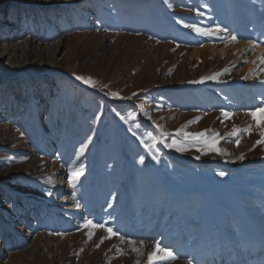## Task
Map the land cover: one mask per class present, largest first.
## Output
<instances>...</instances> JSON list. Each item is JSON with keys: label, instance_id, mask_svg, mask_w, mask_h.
Instances as JSON below:
<instances>
[{"label": "rangeland", "instance_id": "374dc122", "mask_svg": "<svg viewBox=\"0 0 264 264\" xmlns=\"http://www.w3.org/2000/svg\"><path fill=\"white\" fill-rule=\"evenodd\" d=\"M244 43L264 47V0H0V264H148L156 241L170 264H264V54Z\"/></svg>", "mask_w": 264, "mask_h": 264}, {"label": "snow or ice", "instance_id": "6c2138e0", "mask_svg": "<svg viewBox=\"0 0 264 264\" xmlns=\"http://www.w3.org/2000/svg\"><path fill=\"white\" fill-rule=\"evenodd\" d=\"M186 27L191 28L193 31H195L196 33H198L199 35H203V36H210V35H215L217 32L219 31H224V29H216L215 31L211 30V29H202L200 27H198L195 24H190V25H185ZM223 39V38H222ZM231 42H237V37L236 36H231L230 37ZM257 45L253 44L252 47H256ZM261 63H264V58H261ZM228 69H225L224 72H227ZM223 74V72H218V73H214L211 76L208 77H202L200 82H203L204 80H216L219 76H221ZM76 79L83 81L86 84H93L94 82L91 81L90 78H85V77H80L77 76ZM116 95V94H113ZM257 113H264V102L261 103V105L257 106L256 108H254L253 110H251L248 115L251 117V119L253 121L256 122V127L260 129L259 134L261 136V140H258L256 143L257 144H261L264 143V123H262V121L257 119ZM222 115L226 118L230 117L231 114L230 113H222ZM150 119V117H149ZM195 122V121H190V123ZM158 128H160L159 125H157ZM251 128L252 125H249L247 128L245 129H236L235 127L233 128V132L230 135H237L239 132H245V133H250L251 132ZM211 132L210 129H206L202 132L199 133H187L183 131V127L179 130H177V135H183L186 139H190L193 141H197L198 143H200L204 148L206 149H210L212 151H215L219 154H224V150L215 147V145L219 142L218 140V134L217 133H212L211 135H208V133ZM135 135V133H134ZM169 134L167 132H164L163 129L161 128L160 130V136H154L152 137L153 140V145L155 143L161 142V138L162 137H166ZM235 143L238 145L239 144V139L235 140ZM147 147H152V145H149ZM166 147L169 148H176L177 151H185L187 150L185 147L181 146L175 139H173L171 144H167ZM255 147V145H254ZM87 148V144H84L81 146L80 148V154H83L85 149ZM201 150V149H198ZM204 154H207V152L205 151ZM243 154L239 157V159H243ZM153 159H156V157H153ZM197 159H199V157H197ZM140 163L143 164L144 163V158L141 157L140 158ZM82 173L79 171L73 172V178L78 177L79 175H81ZM219 175L223 176L225 175L224 172H220ZM79 205L77 204V207ZM84 227L86 228H91V229H95V228H100V229H104V231H106L108 233V237L107 238H111L112 236H116L118 235L117 232H114L112 228L110 227H105L104 224H100V223H93L92 220H86L84 225ZM94 233H92L91 231L88 233L89 239H91L92 235ZM104 237L101 238V243L103 242ZM121 240L124 239V237H120ZM130 244H135V241H129ZM143 241L140 242L141 246L143 245ZM97 247H99V244H97ZM133 251L137 252L138 254L140 253V248L137 247H133L132 249ZM118 251H121L118 249ZM177 255L168 247L164 246L162 247L160 245L159 241L155 242V249L153 252H150L148 254V264H154L155 261H165V262H172L175 261L177 259ZM138 264V262H137ZM189 264H191V261H189Z\"/></svg>", "mask_w": 264, "mask_h": 264}, {"label": "bare ground", "instance_id": "6f19581e", "mask_svg": "<svg viewBox=\"0 0 264 264\" xmlns=\"http://www.w3.org/2000/svg\"><path fill=\"white\" fill-rule=\"evenodd\" d=\"M252 45H253V43H244V44H240V45H238L237 46V49L236 50H238V57L240 58V53L243 51V49L245 48V49H249V48H251L252 47ZM247 51V50H246ZM252 51H254V54L252 55V58L253 57H255L256 55L258 56V57H260V55L261 54H264V47H258V46H256V47H254L253 48V50ZM246 53V52H245ZM237 56V55H236ZM237 57V58H238ZM238 58V59H239ZM241 59V58H240ZM236 62H238V61H236Z\"/></svg>", "mask_w": 264, "mask_h": 264}]
</instances>
